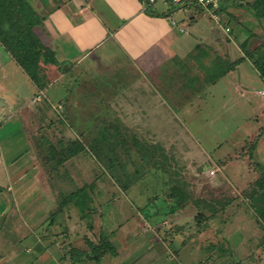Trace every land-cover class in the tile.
<instances>
[{"label": "crops", "instance_id": "obj_1", "mask_svg": "<svg viewBox=\"0 0 264 264\" xmlns=\"http://www.w3.org/2000/svg\"><path fill=\"white\" fill-rule=\"evenodd\" d=\"M27 1L39 20L34 27V34L46 49L43 53L48 56L42 55L38 61L39 69L36 78H33L0 40V220L2 219L0 242L6 244V253L0 254V264H10L9 258H21L22 253L17 250L18 246L15 242H22L32 235L36 237L35 245L39 253L32 257V260H27L28 264L39 262L48 264L51 258L52 263L53 260L55 262L57 260V264H76L75 261L98 264L87 256V250L89 251L90 248L89 242L96 243L101 235H105L115 249L119 246L118 250H115L118 254L122 252L128 254L135 247L136 242L140 241L138 239L151 230V225L157 224L158 229L162 228L167 219L151 221L150 217L163 214L162 210H153V214L151 212L147 214L141 208H137L141 206L131 203L135 207L133 208L127 203L128 199L122 200L119 196L121 193L112 192L105 200L101 193L104 181L113 186L116 192L119 188L125 196L127 191L141 178L136 182L129 183L128 181L127 184L120 179L117 172H111L113 177L105 178L109 173L107 171L104 173L102 165L100 167L102 172L96 174L98 171L95 167L96 161L85 156L87 151H92L85 143H83L84 149L71 156L64 166H59L60 172L56 176L52 173V164L50 170H46V165H43L39 143L43 141L41 149L47 150L57 136L68 135L82 138L83 135H91V132L94 137L100 136L102 130L98 131L97 124L101 122L104 115L101 114L102 110L100 114H93L94 122H92L91 115L88 117L85 115L89 110L86 109L88 105L101 108L113 105L116 107V110L111 111L114 116L113 120H120L121 123L130 120L127 109L120 112L119 107L122 106L120 100L122 101L123 97L118 98L117 93L94 91L100 90L103 86L107 88L109 83L105 81L98 87L96 82L87 79L89 71H87L86 63L92 66L94 61L102 62L106 59L110 66L102 68L103 72L112 75L110 84L112 82L115 84L112 88L125 86L124 88L128 91L130 87L135 88V84L138 88L137 84L140 81L135 80L136 70H131L128 65H121L123 60L130 61L143 72L148 70L152 72L168 63L167 60L174 56H178V61L184 63L186 57L194 53V50H190L189 46L185 50L186 41L179 34L178 51L173 48V44L162 42L163 38L172 36V26H177L178 22L174 23V20H170L172 26L169 27L165 26L166 22L160 19L167 13L169 17L173 8H182L180 5L158 2L152 5V9V6L145 8L142 0ZM235 5L237 4L232 3L230 7ZM228 11L223 10L220 14H227ZM230 14L232 16V13ZM195 19V14L187 17V21ZM230 19L231 17L228 18V22ZM184 30L181 26L180 31ZM214 30L216 29H213L210 35L215 38L211 36L209 39L211 41L208 42L214 44L216 41L217 47L223 49V52L216 53L214 50L215 54L206 61V68L201 66L203 70L200 71L201 75L198 79L193 77L189 81L188 84L194 93L183 102V105L203 104L212 93L205 86L209 83L211 84L208 87L214 85L225 77L230 86L235 85V88L230 90L231 97H234L236 93H241L246 97V101L255 107L248 120L250 124H253L252 121L256 124L250 125L237 140L240 141L239 145H243L249 137L252 141V154L255 159L248 161L245 155L241 157L236 153L228 154L227 159L229 160L224 159L226 161L224 164H214L219 174L217 178L220 181L219 188L226 190L228 195L217 193L219 195L212 198L208 195H201L189 201L186 199L188 204L178 206V208L182 207L181 209L176 208L174 212L167 209L164 212L177 219L175 223L178 222V242L176 246L174 245L176 249L173 256L161 258L160 264H166L168 259L175 260L173 264H208L205 261L206 251H212L214 247H218V252L221 247L223 253L227 251L228 256H232L230 262L222 264H244L241 257L248 249V245L243 246L252 243L251 241H255V249L260 251L257 245L259 235L257 240L256 236L261 233V228L255 212L253 209L241 207L238 203L242 201L235 197L241 194L239 187H245L259 174L258 168L251 163L257 161L260 163L259 168L264 167V164H261V161H264V148L262 149L263 143L260 141L261 136L264 135V91L259 90L258 93L263 96L258 98L257 105L248 95L250 90L247 83L250 78L249 71L245 69L246 67L244 68V64L254 68L260 75L250 58L239 61L226 74L215 76L221 71L219 66L221 62L217 64V61L223 59L229 64L244 55L240 42L249 36V30L247 27L242 28L240 37L236 36L238 31H235L233 40L216 39L217 36L213 35ZM225 31L229 33L226 28ZM258 32H253L256 34L254 44L255 40L256 42L261 41L264 37V29ZM105 46L110 48L107 53L95 59L90 58L91 54ZM207 47L210 50L213 45H207ZM208 50L204 53L210 56ZM50 51H53L54 55H51ZM48 57L49 59L50 57L55 58L56 61L49 60ZM196 58L203 63V56ZM114 62H118V66L113 67ZM116 76V80L113 81ZM118 76L120 79L125 78L122 82L126 83L120 85ZM182 76L187 77L188 75L182 71ZM261 79L264 80L262 77ZM141 83L146 85L144 79ZM88 90H91L92 94L87 98ZM92 95L102 97L98 104L93 105L92 101L87 102ZM127 98L125 103L127 107L129 106L128 111L130 113L140 111L133 108L140 104L134 98L131 100ZM142 114L145 115L143 110ZM97 115L98 118L93 117ZM236 146L237 142H234V148ZM211 160L215 162V159ZM87 167L92 168L94 172V178L89 181L83 176ZM48 170L52 175H49ZM87 186L89 192L85 193L82 198L85 200L88 197L90 210L82 214L74 204L76 197L72 193ZM141 201L144 202L143 199ZM99 202H106L107 209H101ZM121 207L125 208L122 212ZM250 218L256 220V224L251 226ZM172 226V230H175L176 227ZM37 232L38 234H35ZM232 234L241 236L238 239V247L231 246ZM217 235L220 236L221 242H224L227 249L217 245ZM169 239L172 242L173 239ZM154 243L156 244L150 247L146 244L145 253L152 252V248L156 250L160 245V243ZM55 247L63 250L62 257L58 258L52 254ZM161 247H163V252L167 248L166 244ZM235 247L239 249V253L234 252L237 249ZM27 250L32 249L29 247ZM72 251L77 253L78 259L71 256ZM113 255L108 252L99 264L113 258ZM154 256L153 254V258ZM113 263H119V261H113Z\"/></svg>", "mask_w": 264, "mask_h": 264}, {"label": "rangeland", "instance_id": "obj_2", "mask_svg": "<svg viewBox=\"0 0 264 264\" xmlns=\"http://www.w3.org/2000/svg\"><path fill=\"white\" fill-rule=\"evenodd\" d=\"M255 1L256 0H225L223 2V10L228 11L229 8L230 10L227 14H220L219 12V21L213 17L211 12L195 4L182 6V8H173L169 17V13L162 15L160 20L166 22V24H164L165 26L168 25L170 27V20L178 22L177 26L173 27L171 25L173 31L172 36L170 38H163L162 42L173 44V48L178 51L179 34V36L186 41L184 43L185 50H187L189 46V49L194 50V53L192 52L186 57L184 63L178 61V56L171 57V59L167 60L168 63L159 66V68L152 72H149V70L143 72L138 66L132 65L130 61L123 60L121 65H128L131 70H136L137 76L135 77L137 78H135V80L140 81V83L137 84L138 88H136V84L135 88L130 87L128 91L124 88L125 86L123 88H112L115 85L114 82L110 84V76L112 75L103 72L102 68L108 67L107 65H109L106 59L102 60V62L94 61L92 66L86 63L87 71H89L87 72V79L96 82L98 87L99 85H103L105 81L109 83L107 88L103 86V88L100 87V90L97 89L94 91L111 94L117 93L118 98L123 97V100H120V103H122V106L119 107L120 112L127 109V113L130 114L128 116L130 120H126L127 122L125 123H121L120 120H113L114 116H112L111 111L114 109L116 110V107L113 105H109L108 107L103 106L102 108L100 106L90 107V105H88L86 109L89 110L85 114L86 117L91 115L90 118L92 119V115L100 114L101 110V114L104 115L101 122L97 124L98 131L99 129L102 130L101 134L100 132L98 133L100 136L94 137L93 132H91V135L81 136L82 138L63 135L57 136L54 143L59 140H63L64 142L76 140L85 143V145L92 150L87 151L88 153H85V156L92 158L94 162L96 161L97 165L95 167L98 168L96 174L102 172L100 169L101 165L104 167V173H106V171L109 173L105 178L113 177L111 172H117L120 179L126 184L128 181L129 183L136 182L141 178L139 182L134 184L133 187L127 191L125 196L122 195L124 193L119 188L116 192L113 186L106 184L107 181H104L101 186L103 198L105 200L106 198L108 199L112 192L114 194L121 193L119 196L122 200L128 199L126 201L129 205L133 203L141 206L137 208H141L145 213L147 212V214H149V212L153 214V210H162L163 214L150 217L151 221H163L164 218L167 219H164L166 223L162 228L158 229L157 224L151 225V230H149V232L147 231L143 237L138 239V241H140L136 242L135 247L130 253L123 254L122 252L118 254V252L115 251V253H112L114 254L112 256L113 258L107 259L103 264H160L159 261L161 258L172 257L176 249L175 244L178 242V222L175 223L177 219L167 215L169 213L165 214L164 212L171 207H175L176 202H178V195L172 196L173 187L175 186L176 188V186H179L182 188L187 195L188 201L194 199V197H201V195H208V197L211 198L219 195L217 193L228 195L226 190H220L222 188H219L218 184L220 181L217 180L219 174L217 173L218 170H215L217 167L214 166V164L219 165L222 162L221 160L227 159L228 154L232 153H236V155H240L241 157L245 155L248 161L255 159L252 154V141L249 140V137L243 145H239L240 141H237L241 138V134L248 130L250 125L256 124L253 121V124H250L248 120L249 115L255 110V107L250 105L249 102L246 101V97L241 95V93H236L234 97H231V91L232 88H235V85L230 86L225 77L214 85L208 87V85L211 84L209 83L205 86L206 89H210L212 93L205 99L203 104L196 103L194 106L190 104L183 105V102L187 101L191 94L194 93L191 89L192 87L188 84L189 81L193 79V77L198 79V76L201 75L200 71L202 72L203 70L201 66H205L206 68V61L215 54V51L216 53H218V51L221 53L223 52V49L217 47L216 41H214V44L208 42L211 41L209 39L212 36L210 34L213 29H216L214 30L215 34H213L217 36L216 39L226 38V40H233L237 31L236 36L240 37L242 28L245 27L249 30V34L253 32L259 33L258 31L264 29V27H261L264 26V8L261 7L263 11L258 12V14H260L258 15L253 6ZM232 3H236L237 5L231 8L230 5ZM151 8L153 9V6ZM230 13H232V16ZM191 14H195L196 19L194 21H187V17ZM230 17L231 19L228 22V18ZM227 25L231 27L228 34L225 31ZM181 26L185 29L183 32L180 31ZM259 42L260 41L256 42L255 40V44ZM197 44L199 45L197 46ZM211 44L213 45V47L210 48L212 52H210L207 47V45L212 46ZM109 49L108 46H105L91 54L90 58H98L103 53H107ZM207 50L210 56L204 53L207 52ZM74 54H76V52H74ZM201 56H203L202 61L204 64L202 62L200 63L198 58H196ZM216 63L218 64L219 61ZM115 66H118V62L113 63V67ZM223 66H227L226 61H224ZM244 68L249 71L250 79L248 80L247 86L250 92L248 95L253 98L254 103L257 105L258 98L263 96L258 92L259 90L264 91V80L261 79L257 71L248 64H244ZM182 71L188 76L183 77ZM114 76L115 75H113V77ZM116 78L117 76L113 81H115ZM118 78L120 80V85H122L121 83H126L122 82L125 78L120 79V76H118ZM143 79L146 85L141 83ZM91 94L92 91L88 90L87 98ZM133 95H135V97H133ZM128 96H130V98H127ZM126 98L129 100L134 98L140 105H135L133 108L141 112L136 111L135 113H130L128 111L129 106L127 107L125 103ZM99 99H102V97L99 95H92L87 102L92 101L94 105L99 103ZM127 103H129V101ZM142 110L145 112V115L142 114ZM124 116H126V113H124ZM93 117L98 118V115ZM123 118L125 119L126 117ZM92 122H94V119H92ZM260 141L263 143V149L264 135L261 136ZM234 142H237L235 148ZM39 147L41 161L43 165H46V170H50L51 164H46L48 162L47 150L41 149L43 147V141H40ZM143 155H145L146 158H144ZM211 159H215L217 163ZM251 164L254 165L253 162ZM261 164H264V161H261ZM52 173H54L55 176L58 175L55 174L54 170ZM49 175L52 174L49 173ZM93 175L94 172L92 168L87 167L83 172V176L87 181L92 180L94 178ZM249 185L250 182L241 190L246 191ZM241 190H239L241 194L235 197L238 198L239 201H242L238 204L243 208L253 209L250 203V197L245 194V191ZM144 191L147 192L145 193ZM141 199H143L144 202L141 201ZM149 199L150 201H148ZM105 204L106 202H99V207L101 209H107ZM187 204L188 202L185 201L182 206ZM133 208L135 207L133 206ZM181 208L182 207H179L178 209ZM123 209L125 208L121 207V212ZM1 221L2 219L0 222ZM249 222L251 226L256 224V220L252 218L249 219ZM81 223V225H83V222ZM172 225L176 227L175 230H172ZM38 232L35 234H38ZM34 236L35 235L30 236L22 242H15L18 246L17 250L22 254L21 258H9L8 262L10 264H28L27 260H32V257L38 255L39 251H37L35 245L36 237ZM45 237L48 238L49 236ZM257 237L259 238V243L257 245L260 251L255 249V241H251L252 243L250 244H245L243 247L248 245V249L246 252H243V258L241 257V261H244V264H264V231L262 229L261 233L257 234L256 240ZM169 238L173 239L172 242H170L171 240ZM239 238H241L240 235L232 234V247H234V245L237 247L239 246ZM216 239V242H218L217 245H221L224 249H227L224 242H221L220 236L217 235ZM234 240L236 241L234 242ZM252 240L254 239L252 238ZM154 242L160 243V245L157 246L156 250L150 248L152 252L145 253L147 248L146 244L150 247L156 244ZM161 244H166L167 246L164 252ZM5 246L6 244L0 242V254L6 253ZM29 247L32 249L31 251L27 250ZM118 247H116L115 250H118ZM243 247L241 246V248ZM219 250L221 253L220 251L218 252V247L213 248V253L212 251H206L205 261L208 264L230 262L232 256H228L227 251L223 253L221 247H219ZM238 251L239 249L237 248L234 252L239 253ZM61 253H63V250H59L57 247L52 251V254L58 258L63 256ZM153 254L155 255L154 258ZM140 255L143 256L140 257ZM148 257H150V259H148ZM113 261H119V263H113ZM75 262L76 264H86L79 261ZM47 263L51 264L52 258L49 259ZM57 263V260L56 262L53 260L52 264ZM173 263H175V260L171 259H168L166 262V264ZM35 264H40V262Z\"/></svg>", "mask_w": 264, "mask_h": 264}, {"label": "trees", "instance_id": "obj_3", "mask_svg": "<svg viewBox=\"0 0 264 264\" xmlns=\"http://www.w3.org/2000/svg\"><path fill=\"white\" fill-rule=\"evenodd\" d=\"M253 6L258 14V12L263 11L261 7L264 8V0H256ZM221 11H223V6ZM37 21L39 20L36 12L27 0H0V40L33 78H36L39 69L38 61H40L42 55L48 56L43 53L46 49L33 31ZM255 37L256 34L250 33L247 38L240 42V47L244 51V55L238 60L227 64V66H223L225 60L221 59L222 61H219V63L221 62L219 65L221 71L215 76L226 74L229 70L233 69L239 61L250 58L254 67L259 71L260 76L264 78V37L259 43L254 44L253 40ZM50 53L54 55L53 51H50ZM50 59L56 61L55 58L50 57ZM80 144L81 146H79ZM84 148V144L76 140H68L65 142L59 140L56 143H51L47 149L48 162L46 164H52L53 170L58 174L60 172L59 166H64L65 162L71 158V156L76 155ZM143 156L146 158L145 155ZM225 162L226 161L222 160L221 165ZM253 163L254 166L258 168V176L250 182L249 188L246 191L241 190L244 189V187H239V190L245 191V194L250 197V203L255 212L258 225L264 231V167L259 168L260 165L257 161H253ZM80 189L81 190L72 193V195L76 197L74 204L83 214L90 210L88 197H86L85 200L82 198L85 193L88 194L89 188L87 186L86 188ZM176 195H178V202H176L175 207L170 208V212L176 211V208H178L179 205L182 206L187 199L185 191L179 186H176V188L175 186L173 187L172 196ZM88 245L90 248L89 251L87 250V256L95 260L98 264L108 252L115 253L114 245L110 243L105 235H101L98 242H89ZM71 256H75L76 259H78L77 253L73 251Z\"/></svg>", "mask_w": 264, "mask_h": 264}, {"label": "built area", "instance_id": "obj_4", "mask_svg": "<svg viewBox=\"0 0 264 264\" xmlns=\"http://www.w3.org/2000/svg\"><path fill=\"white\" fill-rule=\"evenodd\" d=\"M225 0H142V3L144 4L145 8L151 7L153 4L158 2H168L172 3L174 5H180V6H187L191 4L198 5L202 7L203 9L208 10L212 13L213 17L216 20H219V12L221 13L223 2ZM176 23V21H173ZM226 30L229 31L230 27L227 26ZM1 124V123H0Z\"/></svg>", "mask_w": 264, "mask_h": 264}]
</instances>
